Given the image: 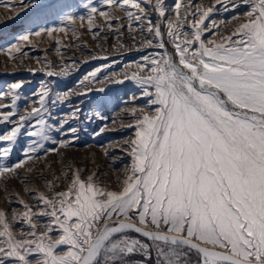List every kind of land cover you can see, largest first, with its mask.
Wrapping results in <instances>:
<instances>
[{
  "label": "snow or ice",
  "instance_id": "1",
  "mask_svg": "<svg viewBox=\"0 0 264 264\" xmlns=\"http://www.w3.org/2000/svg\"><path fill=\"white\" fill-rule=\"evenodd\" d=\"M101 2L121 8L129 31L134 22L145 35L139 50H164L144 55L135 62L136 70L124 73V80L134 82L140 97L147 98L144 108L130 110L135 123L128 127H135V139L124 150L131 164L118 178V189L98 184L95 173L69 166L66 190H55L48 181L54 194L36 195L38 211L23 200L25 210L11 219L0 210V264H264V0H215L207 8L175 0L174 20L168 18L166 0H148L158 14L156 22L143 0ZM241 6H247L244 20L233 15L237 26L222 35L224 21L218 24L210 16ZM84 7L87 16L69 14L62 23L86 21L91 31L97 16L109 26L110 17L120 19L93 0ZM19 40L29 41V35ZM12 48L21 51L18 44ZM22 88L21 81L12 83L9 92L0 91V100L11 101L0 103V125H14L0 134V145H7L0 146V157L12 155L22 134L38 139L29 143L25 159L0 166V178L18 174L41 151L57 152L71 143L50 135L60 133L67 119L49 123L45 118L52 116L50 105L63 102L61 95L52 99V89L42 86L33 93L38 106L20 115ZM77 131L69 127L65 135ZM49 142L59 147L46 148ZM39 217L48 218L44 231L34 222ZM13 222L27 224L28 230L14 232Z\"/></svg>",
  "mask_w": 264,
  "mask_h": 264
},
{
  "label": "rangeland",
  "instance_id": "2",
  "mask_svg": "<svg viewBox=\"0 0 264 264\" xmlns=\"http://www.w3.org/2000/svg\"><path fill=\"white\" fill-rule=\"evenodd\" d=\"M87 2L88 0H23L22 7L21 0H0V91L9 92L12 83L23 82V88L18 90L22 97L17 102L20 115L38 106L37 97L33 93L39 92L42 86L52 89V99L59 93L63 102L50 105L52 116L45 118L49 119V123L67 119L69 123L63 126L60 133L52 132L50 135L57 140L71 141L68 147L46 143V148L59 147V150L47 154L41 151L39 158L28 160L17 170L18 174L6 173L0 178V210L8 212L9 219L25 210L19 200L38 211L36 195L42 193L51 197L54 194L48 187V181H53L55 190H66L64 172L69 166L79 169L85 175L95 173L98 184L118 189V178L123 179L126 167L131 164V157L124 150L135 139V127H128L135 123L130 110L134 107L144 108L147 98L140 97L139 88L134 82L124 80V73L136 70L135 62L141 61L144 55L164 50L155 47L139 50L138 42L144 41L145 35L136 30L134 22H131L133 29L129 31L130 21L125 12L115 6L108 8L101 0H93L94 6L114 12L115 17L120 18L117 20L110 17L111 26L99 16L95 18L91 31L88 30L86 21H77L74 25L62 23L69 14L76 17L87 16L88 9L84 7ZM174 2L175 0H166L169 7L168 18L173 20L175 17L171 13V6ZM183 2L184 0L182 4ZM190 2L201 8L213 7L215 4V0ZM142 7L156 22L158 14L152 10V4L143 0ZM183 11L182 7L181 12ZM246 11L247 6L235 10L229 8L227 11L221 8L218 12L214 10L210 19L218 24L224 21L220 31L222 35H227L237 26V21L231 17L237 15L243 21ZM60 27L66 30L56 31L51 35L42 31ZM161 30L165 31L163 27ZM37 31L41 35L36 36ZM97 32L99 34L94 35ZM25 34L29 35V41H20L19 37ZM165 42L171 53L172 47L166 36ZM16 44L19 45L20 52L12 48ZM10 48L11 55L8 52ZM97 68L100 71L96 77L89 76L84 81L83 78ZM50 70L61 75L48 76L47 72ZM65 70L66 75L63 74ZM120 80L124 82L119 83ZM10 102V97L0 100V103ZM13 126L0 125V134L6 133ZM69 127H76L78 131L65 135ZM101 127H104V132L94 135ZM32 139L38 138L22 134L12 155L8 158L0 157V166H11L25 159L24 151ZM56 177H60V183L55 182ZM34 222L39 231H44L43 225L48 222V218H34ZM21 228L28 230L27 224L13 222L14 232L19 233ZM195 259L193 256V262Z\"/></svg>",
  "mask_w": 264,
  "mask_h": 264
},
{
  "label": "bare ground",
  "instance_id": "3",
  "mask_svg": "<svg viewBox=\"0 0 264 264\" xmlns=\"http://www.w3.org/2000/svg\"><path fill=\"white\" fill-rule=\"evenodd\" d=\"M195 1V0H194Z\"/></svg>",
  "mask_w": 264,
  "mask_h": 264
}]
</instances>
